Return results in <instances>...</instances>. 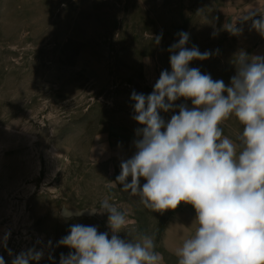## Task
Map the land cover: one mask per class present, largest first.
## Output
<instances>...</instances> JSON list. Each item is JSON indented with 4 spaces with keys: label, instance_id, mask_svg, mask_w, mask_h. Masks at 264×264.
<instances>
[{
    "label": "rangeland",
    "instance_id": "rangeland-1",
    "mask_svg": "<svg viewBox=\"0 0 264 264\" xmlns=\"http://www.w3.org/2000/svg\"><path fill=\"white\" fill-rule=\"evenodd\" d=\"M264 13V0H0V256L40 253L29 264H60L74 252L59 241L73 224L111 230L108 215L93 214L105 197L126 214L121 239L147 235L161 264L178 257L160 247L165 213L138 196L109 188L131 158L137 130L133 92L148 95L170 51L187 32V48L212 55L190 68L231 83L236 56H264V36L240 18ZM259 14L255 19H259ZM234 25L238 34L227 28ZM160 37L159 43L156 38ZM174 110L160 112L167 123ZM235 142L243 131L233 115L221 124ZM127 182H131V177ZM146 181L141 178L140 185ZM62 209L88 212L63 217Z\"/></svg>",
    "mask_w": 264,
    "mask_h": 264
},
{
    "label": "clouds",
    "instance_id": "clouds-1",
    "mask_svg": "<svg viewBox=\"0 0 264 264\" xmlns=\"http://www.w3.org/2000/svg\"><path fill=\"white\" fill-rule=\"evenodd\" d=\"M240 19L251 20L264 36V13L251 10ZM227 30L234 35L241 31L235 24ZM178 35L179 42L170 49L171 72L162 71L147 96L131 95L133 118L144 127L137 130L141 138L134 141L135 154L121 162L120 174L108 187L123 185L122 191L138 196L153 212L175 210L181 203L193 206L197 227L176 250L178 264H264V56L241 51L236 75L226 86L189 67L212 53L187 48L189 34ZM180 98L190 99L192 107L179 105L178 114L166 123L160 112L174 110ZM233 115L243 125L238 142L221 128ZM141 178L146 181L142 187ZM90 210L109 213L111 237L95 226L71 225L59 243L74 252L61 254L60 264H161L151 237H119L129 221L108 197ZM40 258L29 251L13 264ZM0 264H5L2 256Z\"/></svg>",
    "mask_w": 264,
    "mask_h": 264
},
{
    "label": "crops",
    "instance_id": "crops-1",
    "mask_svg": "<svg viewBox=\"0 0 264 264\" xmlns=\"http://www.w3.org/2000/svg\"><path fill=\"white\" fill-rule=\"evenodd\" d=\"M166 219L160 233V247L176 255L185 239L194 234L196 212L191 204L181 203L175 210L164 212Z\"/></svg>",
    "mask_w": 264,
    "mask_h": 264
},
{
    "label": "water",
    "instance_id": "water-1",
    "mask_svg": "<svg viewBox=\"0 0 264 264\" xmlns=\"http://www.w3.org/2000/svg\"><path fill=\"white\" fill-rule=\"evenodd\" d=\"M78 213H80V214H78ZM60 214L63 217L70 218V217L86 216V215H88V212H78V211H75V210L62 209Z\"/></svg>",
    "mask_w": 264,
    "mask_h": 264
}]
</instances>
